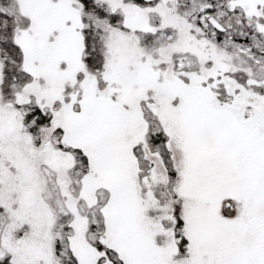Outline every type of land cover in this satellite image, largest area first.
<instances>
[{"label": "snow or ice", "instance_id": "obj_1", "mask_svg": "<svg viewBox=\"0 0 264 264\" xmlns=\"http://www.w3.org/2000/svg\"><path fill=\"white\" fill-rule=\"evenodd\" d=\"M0 264H264V0H0Z\"/></svg>", "mask_w": 264, "mask_h": 264}]
</instances>
